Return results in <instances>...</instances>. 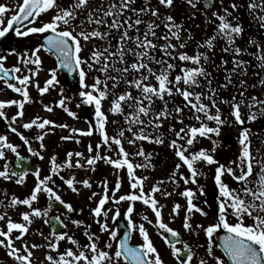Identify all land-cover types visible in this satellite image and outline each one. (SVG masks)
<instances>
[{
	"label": "snow or ice",
	"instance_id": "obj_1",
	"mask_svg": "<svg viewBox=\"0 0 264 264\" xmlns=\"http://www.w3.org/2000/svg\"><path fill=\"white\" fill-rule=\"evenodd\" d=\"M218 2L220 9L212 11L211 18L207 16L205 11V23L214 25L213 33L211 36L197 42V51L194 55L177 52V48L182 49L186 46V41L191 40L192 35L184 28L183 23L176 22L173 15L164 16L161 23L165 32L160 36H157L156 30L161 25L157 24L155 19L145 21L141 18L144 14H149L151 18H160V9L151 6L150 0H144L140 8L134 7L136 0H107L106 4L102 3L95 7L92 6L91 0H72L67 7H61L57 0H22L14 7L0 3V37H4L10 30H14L17 36L51 33L45 36V42L38 48H35L30 54L25 52L24 56L19 58L22 59L23 70L25 72L30 71L31 76L34 77L37 71L28 69L27 66L32 64L36 66L37 70L39 69L42 61L38 52L44 49L56 55L57 68L49 70L50 78L46 80L44 86L40 87L38 83L34 84L40 94L43 95L49 90L50 86L59 83L57 80L58 70H67L69 75L77 73L81 89L78 95L82 98L81 103L94 106L95 127L99 131L102 143L108 151H113L112 146L115 145L117 153V158L106 155L101 156L99 153L100 144H97L96 154L89 155L86 159H84L83 153L68 152L64 162L58 164L55 156H53L50 159L51 174L40 178L39 172H35L36 184L28 196L23 199L15 195L7 198L5 193L8 202L5 204L4 200H0V205H4L6 209H15L17 206H25L28 209L20 213L23 221L20 223L13 222L6 211L0 213V221L6 220L7 228L6 231L0 228V247L8 250L7 255L9 257L19 262V264H32L33 249L42 245L24 242L20 248H17L14 246V239L22 240L28 233L29 226L34 219L42 218L44 224L53 229L56 227L52 224L53 219L61 226L66 227L60 216L48 217L52 202L62 205L69 213L76 211L71 204L66 203L61 198L54 187L49 186L55 183L53 176H59L73 192L79 191L74 186L75 183H80L85 188H91L92 185L88 179L77 182L74 175L65 178L60 175V172L65 167H91V170L95 171L96 162L103 160L105 163L112 165L117 173L121 168H126L130 187L137 191L116 197L115 192L119 191L120 188V180L117 175L115 187L112 189V194L109 195V182L106 179L103 180L101 182L104 189L103 194L100 195L96 207L91 209V214L95 219V223L99 225L100 233L108 234V240L101 246L100 236L89 231L91 225L84 226V235L88 241L84 245H80L67 232L51 231L49 236L43 237L46 241L45 246L51 251L57 252L55 257L50 254L45 257L49 264H164L144 224L136 225L130 218L134 211L132 202L135 201H141L151 208L155 215L154 227L162 230L160 235L165 244L170 247L171 255L177 261V264H191L195 255L192 246L187 242H182L179 233L162 221L161 209L164 206L160 205L154 196L155 193H160L165 197L172 194L167 190H161L160 185L165 181H158L146 194L143 190V182L147 177H136L134 174L135 168L153 167L151 164L152 153L146 154L143 147L138 146V150L131 155L144 157L147 163L134 164L129 158L130 154L123 147L124 140H127L129 145L134 146L137 141L163 144V134L159 130L164 122L175 118L177 123L183 124L184 117L182 113L185 109H188L191 112V118L199 122V126L185 125L176 130L173 125L169 124L168 133L175 136V139L169 142V147L174 150L175 156L181 163L175 165L167 182L178 187L177 175H179V180L183 181L185 185L189 183L197 184V178L202 175L197 167L198 164H218L208 150L191 151L190 148L198 137L211 139L209 134L218 137L221 125L235 123L241 126L238 137L240 155L237 161L230 162L239 169L238 175L232 167L225 168L223 164H218L215 169L214 179L218 188L216 197L218 201L217 222L207 227L201 224L193 226L190 223L193 212L203 216H206L207 213L193 203L196 192L186 187L180 193L187 200L183 227L185 231H190L193 235H198V230L203 229L207 238L206 254L214 260L215 264H264V157L257 159L252 154L250 150L251 140L249 139L250 129L244 127L246 123L264 117V91L260 96H247L248 86L246 81L238 79L241 86L238 92L239 99L236 95H233L230 100H225L219 96V90L232 85L234 78L247 75L249 61L240 58L248 53V49L246 47L241 48L236 43L245 31L243 24L240 22V17L233 15L241 5L236 0H232L228 7H224L223 0H218ZM184 3L191 9L200 10L197 6L201 4V0H184ZM158 4L165 9H171L174 0H158ZM211 6L213 5L205 2L203 9L206 10ZM246 8L253 19L258 22L259 28L264 29V0H247ZM49 10L55 11V15L52 16L51 20L41 23L39 27L35 26L37 18ZM10 11L12 15L7 17L5 14ZM128 13L132 15H128ZM25 21L28 22L27 25L23 23ZM77 21L79 22L77 23ZM141 24L145 26L143 31L139 27ZM182 32H187V35L182 36ZM113 40H115V44H113ZM160 40L164 43H157ZM97 41L100 42L99 46H97ZM173 41L177 43H173ZM220 41L224 44L221 52L231 54L232 67L226 69L225 83L213 87L212 73L206 65L219 70L229 63L222 56L220 63L215 64L209 55V53H213ZM88 42H92V49L87 57H82L80 53ZM247 44L255 46L256 51L252 55L257 61V66L264 70V43L249 37ZM200 49H204V51H200ZM157 50L161 54L159 57L156 55ZM10 52L14 53L15 49H11ZM129 56L132 57L131 61L127 59ZM5 60V56H0V81H3L8 89L20 93L23 100L0 101V118H4L6 122L10 120L11 123L8 124V127L11 132L17 134L25 145H29V140L14 125L17 118L22 117L24 114V103L30 102L27 87L32 81L27 74L15 75L22 72L21 67L13 66L9 69L3 63ZM177 60L180 62L178 73H176ZM152 65L159 67L157 69ZM88 72L99 73V75L93 77L94 82L92 84L86 83ZM173 73L176 74L173 75ZM129 77L131 78L129 79ZM11 80L18 81L19 86L11 83ZM152 80H155L156 83L153 84ZM109 82L111 83L109 84ZM121 83L125 85V88L117 93L115 90L120 87ZM258 84L264 88V77L259 79ZM197 89H200V91H197ZM64 91V88L60 89L61 99L57 102V106L63 108L69 116L76 118V113L66 106V101L70 98L63 95ZM174 95L183 98V107L176 105L169 109V100L166 97L170 98ZM109 97H111L109 111L113 115L123 117L126 125L111 137L105 131V125L108 121L107 115L102 111V102L108 100ZM157 100L163 104L158 111L155 109ZM205 100L208 103H205ZM220 104L229 105L228 115L232 117V120H229L228 116L222 115ZM11 105H16L18 111L15 115L8 117L4 109ZM242 106L247 109L246 120L241 114ZM44 107L49 112L53 110L49 105ZM77 107H80V103L77 104ZM125 109H128V111L126 112ZM208 121L215 122L216 126H209ZM112 123L117 122L112 121ZM48 125L57 126L54 121L48 119L41 121L40 117H35L21 126L24 129H31L36 126L43 130ZM58 126L61 128L68 127L66 124ZM92 127V125H89L87 130L72 129L71 131L80 135L91 136ZM148 129H152V132L147 131ZM125 132L130 133V137H125ZM71 138V136L61 137L62 140ZM36 139L41 141L40 147L43 148L44 133L38 134ZM76 142L79 143V139ZM212 144L211 151L215 152L218 141L212 140ZM17 148V145L8 141L7 136L0 135V160H5L2 169H0V178L11 180L13 177L18 176L19 178L15 180V183L22 184L24 173L10 171L5 154V149L10 150L16 155L17 159L22 160L23 158L20 157ZM28 151L35 156H40V153L35 152L30 146ZM88 151L92 153L93 148L91 145ZM256 151L259 152V149ZM73 156L77 157L74 163L72 161ZM81 159H84V163H81ZM182 166H186L189 173L187 176L179 171ZM254 169H258V171L254 173ZM225 173L240 185L238 189L230 188L222 181V176ZM253 174L255 178L250 179ZM198 189L200 194L203 195V187L198 185ZM41 193L45 194L50 202L48 208L41 209L33 206L38 201V195ZM97 195L96 192H93L89 196V200ZM110 200L117 206L121 201L129 202L128 208L123 213L124 217L127 218L126 228L128 231H124L122 238L119 239H117L118 229L110 227L108 224V215L112 209L104 207ZM180 207V204H174L170 215H178L177 210ZM229 214L236 217L235 223L228 221ZM120 216V208L116 207L111 216L113 223H116ZM245 217L251 219L252 223L245 224ZM141 219L153 225V221L148 216L145 215ZM71 223L77 227L84 224L81 220H72ZM219 229H222L225 234L219 236L218 242L214 243V234H217ZM13 230L19 232L14 238L12 236ZM133 230L138 231L143 241L142 244L130 245V233ZM38 234L43 236V233ZM65 238L75 246V250L67 248L62 253L58 252L59 242ZM113 241L116 242L114 249ZM181 243L182 248L176 246ZM214 248L221 249L223 256L214 255ZM197 264H207V261L199 259Z\"/></svg>",
	"mask_w": 264,
	"mask_h": 264
},
{
	"label": "rangeland",
	"instance_id": "obj_2",
	"mask_svg": "<svg viewBox=\"0 0 264 264\" xmlns=\"http://www.w3.org/2000/svg\"><path fill=\"white\" fill-rule=\"evenodd\" d=\"M68 0H57L61 7H67L66 3ZM92 1V0H91ZM99 1V0H96ZM22 2V0H0V3H4L9 7H14L15 4ZM94 4H96L94 2ZM96 5H94L95 7ZM7 17L12 15V12H8L5 14ZM55 15L54 10H49L46 13L40 15L37 18V23L35 26H41L43 22H49L52 16ZM79 22V21H78ZM77 22V23H78ZM38 34L40 33H33L29 34L28 36H17L21 41L20 47L15 50L14 53H11L10 50L6 49L2 52L1 56H5L6 60L3 61L5 67L9 69L13 66H19L22 69L21 73H16L15 75H24L27 74L30 76L32 83H30L27 87V91L29 93L30 102H25L23 107V116L18 117L15 123V127H17L18 131L24 135L30 142L29 145H25L20 137L11 132L8 127V121L6 122L4 118H0V135H5L8 138V141L14 145H17V151L20 155L31 157L35 163L39 166V176L43 178L46 175H50V159L51 157L55 156L56 162L58 164H62L66 159V153L68 152H80L83 153L84 159H86L89 155L96 154V146L94 145V135L96 134L97 137V144H100L99 153L101 156H109L112 158H117V153L115 151V145H113V151H108L102 143V138L100 137L99 131L95 127L96 120L94 115V106L84 105L81 103L82 98L79 97L78 93L81 90L80 87L77 88L75 92L69 91L68 87L65 85L64 76L60 73V70L57 71V80L59 83L54 84V86H50L49 90L45 92L43 95L40 94L37 87L34 84L38 83L40 87H43L46 80L50 78V69L57 68V62L54 55L44 49H41L38 52V55L42 61L39 69H36L35 65L29 64L27 66L28 69L36 70V76H31V72H25L24 65L22 62V58L25 52L29 54L41 45L40 40L37 38ZM92 42H88L84 45L82 52L80 55L82 57H87L89 55L90 50L92 49ZM129 61L132 60V57H127ZM99 75L96 72H88L86 76V83L92 84L94 82L93 77ZM131 77H129L130 79ZM155 84V80L151 81ZM111 82H109L110 84ZM13 84L18 85V81H15ZM19 86V85H18ZM64 88L63 95L65 97L70 98L66 101V106L74 113H76V118L69 116L63 108L57 106V102L61 99L60 89ZM125 88V85L121 83L120 87H118L115 91L120 93ZM8 100H18L22 101L23 96L20 93H15L11 89H8L3 81H0V101H8ZM110 100H105L102 102V111L105 112L107 115V123L105 125V131L111 137L116 135V133L122 128L126 127L123 117L118 115H113L110 111ZM80 103V107H77V104ZM208 103V101L206 102ZM45 105H49L52 107V111L49 112L45 110ZM163 104L160 105L162 108ZM155 109L158 111V107L155 106ZM89 110L91 111L90 119L87 118ZM4 111L8 117L15 115L18 111V107L16 105L7 106ZM127 112L128 109H125ZM215 110L213 109V112ZM186 112H183L182 115L184 119L186 118ZM191 115V113H190ZM35 117H40L41 121L43 119H48L55 122V127L52 125H48L45 129L41 130L36 126H33L31 129H24L21 125L23 123L31 121ZM232 118V117H231ZM232 120V119H231ZM112 121H116L117 123L113 124ZM177 121L166 120L163 126L160 128L159 132L163 134L164 143L163 144H155L149 143L147 141H137V144L129 145L127 140L123 141V147L125 150L130 154V160L134 164L138 163H147L144 157L134 156L131 155L138 150V146H142L145 153H152L151 156V164L153 167L149 168H135L134 174L136 177H147V179L143 182V190L147 194L152 186L156 184L158 181H165V183L160 185L161 190H167L168 192L172 193L170 196H163L160 193H155V199L159 202L160 205L164 207L161 209L162 221L168 224L169 227L174 229L179 233L180 240L182 242H187L190 246H192L194 250V258L191 264H197L199 259H204L207 261V264H215L214 260L211 257L207 256L206 254V247H207V238L204 234L203 229L198 230V235H193L190 231H185L183 227L184 222V215H185V207L187 204V200L185 197L181 196L180 193L187 187L192 189L196 192V196L193 200L197 206H199L204 212L207 213L206 216L200 215L199 213L193 212L191 215L190 223L195 226L196 224H201L204 227H207L211 224L217 222L218 213L215 212L212 208H210L206 203V198L210 197L209 191L206 189L205 186V179L211 175L215 177V169L218 164L207 165V164H198L197 167L199 171L202 173L197 178V184L189 183L185 185L183 181L179 180V175H177L178 187L173 185L168 181V177L175 168L177 163H181L179 159L175 156V152L172 148L169 147V142L172 136V139H175L173 134L168 133V124L176 125ZM209 126L215 127L213 122H207ZM66 124L68 127L61 128L58 125ZM89 125H92V135L85 136L80 135L79 133L72 132V129H81L87 130ZM185 125L190 126H199L198 122H184ZM233 125V123L231 124ZM225 126L220 127V134ZM51 129V131H49ZM147 131L152 132V129H148ZM44 133V139L42 141L44 147L41 148L40 144L41 141L36 139L38 134ZM155 134V133H153ZM211 139L205 137H198L194 144L191 146V151H198L200 149H206L210 154H212L217 162V155L221 148L220 144H217L216 151L212 152L213 144L212 140H217L215 135L209 134ZM71 136V139L62 140L61 137ZM125 137H130V133L125 132ZM174 137V138H173ZM79 139V143L76 140ZM183 143V142H181ZM92 146L93 151L89 153L88 148ZM32 147L35 149V152H39L40 156H35L28 151V147ZM6 160L9 166L10 171H12V166L14 164V160L16 155L12 153L10 150L5 149ZM43 157L42 159L40 157ZM77 157L73 156L72 161L73 163ZM84 159H81V163H84ZM5 160H0V169H2ZM222 164V163H220ZM224 165V164H223ZM225 166V165H224ZM95 171L91 170V167L86 168H63L60 172V175H63L65 178H68L72 175L75 176V180L82 181L84 179H88L91 183V188H85L80 183H75L74 186L79 189L78 192H73L71 189L67 187L66 184L59 178V176H53L54 185L50 184L49 186L54 187V190L61 196V198L66 202L72 205L73 211L71 213H64L58 212L56 216H60L63 223L66 225L68 235L73 236L80 245H84L88 243L86 236L84 235V226L91 225L89 231H95L98 236H100V243L101 246L105 241L108 240L107 233H100L99 225L95 223V219L91 214V209L96 207L98 200L100 199V195L103 194V187L101 182L103 180H107L109 182V195L112 194V189L115 187V183L117 180V175L119 176L120 180V188L119 191L115 192V196L119 197L120 195H125L130 192H134L137 190H133L130 187L129 178L127 175L126 168H121L118 173L114 170L112 165L105 163L103 160H98L95 164ZM225 168H227L225 166ZM183 172L185 176H187L188 170L186 166H182L179 170ZM18 179L17 177H13L11 180H4L0 178V200H4V203L7 204V198H10L12 195L19 197L21 199L28 196L36 184V176L33 173H26L24 176V182L22 184L15 183V180ZM222 181L226 183L229 187L231 186L230 181L231 177L226 173L222 176ZM198 185L203 187V195L200 194ZM173 189H175L173 191ZM93 192H96L98 195L93 197L89 200V196ZM7 194V198L4 194ZM217 196L213 197L216 199ZM49 200L47 196L43 193L38 195V201L34 203V207H40L41 209L48 208ZM174 204H180L181 207L178 209V215H170L172 212V208ZM129 206L128 201H121L120 204L114 205L111 200L104 206L105 208H111L112 211L109 212L108 215V224L110 227H116L117 223H113L111 220L112 213L115 211L116 207H119L120 210L123 212ZM132 206L134 208L133 213L131 214V219L134 224L139 225L141 223L144 224L153 245L156 247L159 255L161 256L164 264H177V261L171 255V249L168 245L165 244L164 239L160 235L162 230L157 229L154 227L155 223V215L151 211L149 206L144 205L141 201L132 202ZM82 209V211H80ZM28 210L25 206H17L15 209L13 208H5L4 205H0V213L7 212L8 216L11 217L13 222H23L20 216V213L23 211ZM55 214L54 212L48 211V217ZM148 216L150 220L153 221V225L148 224L146 221L142 220L143 216ZM230 223L236 222V217H232L231 214L227 217ZM72 220H81L84 222L83 225L77 227L76 225L72 224ZM249 218L245 217L244 222L248 224ZM251 223V221H250ZM249 223V224H250ZM0 228L3 230H7L6 228V220L0 221ZM51 229L49 225L44 224L42 218H36L33 220V223L29 226L28 233L22 238V240H15L14 239V246L17 248L21 247V244L27 242L28 244H38L42 245L36 249H33V256L31 257L32 264H49V262L45 259L47 255L57 256V252L51 251L47 248L46 241L43 237L49 236ZM38 233H43V236L39 235ZM18 230H13L12 236L13 238L18 235ZM120 238V233H118L117 239ZM214 243H216L215 237H213ZM132 243L134 244H142V238L140 237L138 231H132ZM113 243V249L115 247V241ZM177 247L182 248V243L177 244ZM67 248H73L75 250V246L70 244L68 240L65 238L61 240L58 245V252H64ZM7 249L4 247H0V264H19L16 260L9 257L7 255ZM214 255L216 256H223L222 252L219 248H214Z\"/></svg>",
	"mask_w": 264,
	"mask_h": 264
},
{
	"label": "flooded vegetation",
	"instance_id": "obj_3",
	"mask_svg": "<svg viewBox=\"0 0 264 264\" xmlns=\"http://www.w3.org/2000/svg\"><path fill=\"white\" fill-rule=\"evenodd\" d=\"M205 2H208L212 4L213 6L207 8L206 10L203 9V4ZM232 2V0H223L224 7H228L229 4ZM237 3L241 5V7L233 13V15H238L240 17V22L244 26V33L242 36L237 40V45L241 48H247L248 53L244 54L242 59L249 61L248 65V72L247 75L244 77L234 78L233 84L229 85L226 89L219 90V96L222 97L225 100H230L233 95L237 96V99H239L238 92L241 89V86L238 83V79H244L247 84V91L246 95H257L260 96L262 91H264V88H262L258 81L261 77H264V70H261L257 66V61L255 60V57L252 55L256 51L254 45L247 44V40L249 37L260 41L264 43V29L259 28L258 22L253 19V17L248 13L246 5L247 0H236ZM144 3V0H136L135 7L140 8ZM151 6L158 7L160 9V18H151L149 14L142 15V19L147 21L149 19H155V22L157 24H160V28L157 29V36H160L161 33L165 32V29L163 28V24L161 21L163 20L165 15L171 14L174 16L177 23H183L184 28L191 32L192 39L186 41V46L184 48H177V52H186L189 55H194L197 51V42L202 41L208 36H211L213 33L214 25L209 23H205V11L207 13V16L211 18V12L212 11H218L220 9V5L218 0H201V4H199L197 7L198 10L191 9L187 4L184 3V0H174V5L171 9H165L162 6L158 4V0H150ZM231 11V9H229ZM194 13V16H193ZM140 28L144 29V24H141L139 26ZM187 32H182V36H186ZM158 43V41H157ZM173 43H177L176 41H173ZM224 46L223 42H218L217 46L213 50V53H209V55L212 57V60L215 64L220 63V58L223 56L224 59L228 60L229 63L224 66V68H221L217 70L216 68L206 65L208 70L212 73V79H213V87H217L220 84L225 83V72L226 69L231 68V54L221 52V48ZM200 51H204V49H200ZM156 55L159 57L161 54L159 53V50H157ZM178 67L176 69V73L179 72V64L180 62L176 61ZM154 68H157L159 66L152 65ZM176 73H173L175 75ZM255 85V87H253ZM197 91H200V89H197ZM167 100H169L168 107L169 109H172L176 105H180L183 107L184 101L183 98L179 95H174L172 97H166ZM207 100H205V103ZM162 104L161 101L157 100L155 102V106L160 107ZM221 109V113L223 116H228V119L231 120V116L228 115L229 113V105L228 104H220L219 105ZM186 112V118L184 119V122H190L191 121V115L190 111L188 109H185ZM241 114L242 117L247 118V109L243 106L241 107ZM170 119L169 121H172ZM174 121L176 119L174 118ZM193 121L197 122L193 119ZM183 122V123H184ZM213 122V121H212ZM199 123V122H198ZM211 123V121H209ZM215 125V122H213ZM169 126V124H168ZM222 126V125H221ZM223 126L229 128V134L228 135H222L221 137L217 138L218 144L221 145V148L219 150V153L217 155L218 158V164L222 163L226 167H232L236 174H239V169L236 167L235 164L230 163L231 161H237V158L240 155V146L238 145V137L239 132L241 129V126L236 125L233 123L231 124H224ZM244 127H247L250 129V135L249 139L251 140L250 150L254 156L257 157V159L264 157V117L258 118L256 121L251 123H246ZM232 144H235V148L237 151L232 150L231 146ZM259 149V152L256 150ZM255 171H258V169H254ZM231 177V176H230ZM255 175L253 174V177L250 179H254ZM230 188H236L238 189L240 185L237 184V182L231 177ZM218 193L216 194V196ZM218 203V201H217ZM234 217V216H232ZM251 219L248 220V224L250 223ZM252 223V221H251ZM247 224V223H245Z\"/></svg>",
	"mask_w": 264,
	"mask_h": 264
},
{
	"label": "water",
	"instance_id": "obj_4",
	"mask_svg": "<svg viewBox=\"0 0 264 264\" xmlns=\"http://www.w3.org/2000/svg\"><path fill=\"white\" fill-rule=\"evenodd\" d=\"M23 23L25 25L28 24L27 21H25ZM14 34H15V31L14 30H10L9 33L6 34L4 37H0V55H1L2 51L4 49H6V48L7 49H15V50H17L18 47L20 46L21 42L13 37ZM49 34H51V33H41V34L38 35V38L41 40L42 44L45 42L44 41L45 36L49 35ZM53 55L56 58V55L55 54H53ZM60 72L64 75L66 85H68L69 89L72 90V91L76 90L77 87L79 86L78 74L77 73H73V74L69 75L67 73V70H64V69H60ZM14 81L15 80H11L10 82L13 83ZM88 117H90V114L88 115ZM8 122L11 123L10 120ZM225 132L228 133L227 130ZM94 143H95V145L97 144V138L96 137L94 139ZM233 149H235L234 145H233ZM20 157H22L23 159L22 160L21 159H17V157H16L15 164H14V166L12 168L13 171H15L17 173L23 172L24 175H25V173L27 171H31L33 173L39 171L38 165L31 158L24 157V156H21V155H20ZM206 187L208 188V190L211 191V193H216L215 183H214V180L212 178H208L206 180ZM207 202L210 205V207H212L215 211L218 210V207L216 206V204L214 202H212L210 200H208ZM50 210L54 211V212H59V211L67 212L66 209H64L63 206L59 205L57 202H52V207L50 208ZM67 213H69V212H67ZM52 217H55V215L51 216L50 218H52ZM126 222H127L126 221V217H124L123 213L121 212V216L118 217L117 225H116V228L118 229V232L121 233V237L120 238H122L124 231H128V229L126 228ZM52 224L55 225L56 227H55V229L50 227L51 231L67 232L66 228L61 226L60 224H58L54 219L52 220ZM224 234L225 233H224V231L222 229L218 230V233L215 234V238H216L217 242H218L219 236H222ZM129 243L132 246H136V245L131 243V233H130Z\"/></svg>",
	"mask_w": 264,
	"mask_h": 264
},
{
	"label": "trees",
	"instance_id": "obj_5",
	"mask_svg": "<svg viewBox=\"0 0 264 264\" xmlns=\"http://www.w3.org/2000/svg\"><path fill=\"white\" fill-rule=\"evenodd\" d=\"M71 2H72V0H68L67 3H66V6H68ZM94 2H95L96 4H94ZM102 3H103V4H106V3H107V0H99V1L92 0V1H91L92 6H94V5L99 6V5H101ZM134 7H135V5H134ZM128 15H132V14H131V13H128ZM77 22H78V21H77ZM93 26H94V25H93ZM133 34H134V33H133ZM114 41H115V40L112 41L113 44H114ZM96 43H97V46L100 45V42H99V41H97ZM161 43H164V42H161Z\"/></svg>",
	"mask_w": 264,
	"mask_h": 264
}]
</instances>
